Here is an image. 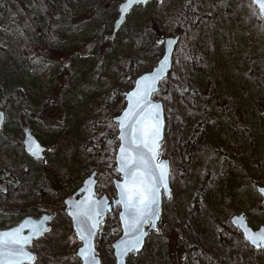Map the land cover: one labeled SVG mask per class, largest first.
I'll list each match as a JSON object with an SVG mask.
<instances>
[{"label":"trees","instance_id":"obj_1","mask_svg":"<svg viewBox=\"0 0 264 264\" xmlns=\"http://www.w3.org/2000/svg\"><path fill=\"white\" fill-rule=\"evenodd\" d=\"M104 1L106 0H89L84 4H79L72 0H59L60 8H49L48 0H0V23L5 22L4 26L0 24V111H7L6 105L19 102L28 112V105L21 99L22 97L25 101L23 96L26 97L22 82L39 93L47 85L54 83L56 88L62 89L63 93L65 89L60 85L61 80L54 79L57 71L60 78H64L66 86L71 84L73 91L76 92L78 81L84 82L85 79L83 76L85 71L80 70L83 68L88 70L92 66V63L81 58L77 52L83 53L85 46H101L109 49L111 43L118 36V34L115 37L112 35L113 23L117 18L115 7L117 8L123 0H108V2L114 3L113 9H108L103 3ZM222 2V0H163L159 5H155L152 1L153 4L149 8H136L133 13L137 14L131 21L132 35L128 39L126 37L122 39L121 46L124 52L122 56L117 57V62L112 68L120 86L125 84L127 86L129 83L131 87L132 83L128 80L129 75H141L150 71L161 57L162 37H181L173 57L172 73L160 85L159 92L154 96L164 104L166 120L169 123L167 137L162 144L160 156L168 159L171 163V188L175 185L184 187L187 184L188 178L196 171L193 164L198 166V176L205 183L213 175L208 167L207 179L202 178L205 170H201L199 166L201 158L197 154L198 144L195 142L197 134L204 133L206 135L207 145L199 147L207 148L212 154L211 156L225 155L227 159L231 160L230 155H234L231 150H225L220 141L207 133L208 129L215 127V118L211 109L212 96L216 92L218 84L224 85V79L211 71V67L213 70L218 68V61L213 50V30L216 17L206 10L213 7L220 10ZM246 7L249 16L255 19V26L264 30V23L249 0H246ZM35 29H41L42 34H33ZM24 38L27 39V42L24 41ZM86 43L88 44L82 46ZM91 43H93L92 46ZM68 62L73 64L69 73L65 70ZM79 64L80 68L77 69L75 66ZM103 84L101 95L111 96L118 93V104L115 108H109L105 103L102 107L94 109L96 114H93L85 124H82L81 128L79 127V135L76 139L74 138L73 164L66 165L65 161L57 163L50 151L46 155L45 164H35L38 165L36 176L43 183L53 203H62L59 199L65 198L69 195L68 193H73L80 186L82 179L92 171L99 173L97 193L113 194L110 178L116 176L113 156L117 142L115 141L116 127L111 119L119 114L124 107L123 91L121 88L112 89L114 87L109 82ZM223 92L228 94L224 88ZM2 95L5 97H1ZM38 95L40 96V94ZM64 95L69 96L67 93ZM37 97L34 96V98ZM3 98L7 99L3 100ZM40 100L43 101L42 98ZM27 112L22 113V117H25L24 120L26 118L32 120L34 116L36 121L43 122L46 118L43 114L37 115L41 112L40 110L33 114ZM6 133L7 131L0 134L1 229L17 225L25 216H34L33 213L26 212L27 210L36 206L35 209L42 207L40 192L29 195L21 191L9 197L5 194L8 200L1 194V191L9 190L11 181L17 183V173L15 172L19 170V167L14 164L15 159L20 157L27 159L19 144L21 132ZM109 142L112 146L111 150L107 151L103 146ZM41 143L47 145L43 140ZM240 147L241 145L237 148L235 156L238 152L242 154L245 151ZM185 155L187 161L183 162ZM220 159L222 160V157ZM70 180H74L75 183H72L67 189L66 186ZM252 184L255 188L259 182L253 181ZM65 190L68 193L64 192ZM60 194L62 195L60 196ZM256 206L260 207L259 198ZM1 210L10 213L9 216H4ZM57 217L56 220L58 218L66 220L60 214ZM209 217L213 222H216L213 214H210ZM107 222L101 228L99 235L109 236V241H112L120 234L116 216L113 215ZM249 224L254 223L250 222ZM224 226L235 236L231 241V246L225 245L224 254L228 253L229 256L233 251L232 245L241 244L242 251L240 252L251 259L250 264H264V252L254 251L244 244L240 234L229 225V221ZM56 227L55 221L50 232L36 243V247L39 246L38 251L35 252L36 264L43 256L49 255L53 248L52 245L59 242L60 234ZM183 229L186 228L178 227L175 230V235L179 239L184 236ZM161 234L162 231L157 236ZM70 236L73 243L79 245L72 232ZM222 237L221 234V240ZM46 240L47 243H44ZM42 244L44 245L41 249ZM188 250L203 255V264H226L220 251H217L219 255L216 260H213L214 255L208 254L204 246H196ZM73 256L72 253L69 255L70 262L74 258ZM232 260L234 263L242 261L235 254L232 255Z\"/></svg>","mask_w":264,"mask_h":264},{"label":"rangeland","instance_id":"obj_2","mask_svg":"<svg viewBox=\"0 0 264 264\" xmlns=\"http://www.w3.org/2000/svg\"><path fill=\"white\" fill-rule=\"evenodd\" d=\"M86 1L89 0H72L79 4H84ZM222 1L223 5L220 10L215 7L206 10L216 17L213 30V50L218 61V68L213 70L211 67V71L224 79V85L218 84L217 90L212 96L211 109L215 118V127L208 129L207 133L220 141L223 148L231 150L234 155H230L231 160L227 159L225 155H219L222 160L218 155L211 156L212 154L207 148L199 147L207 145L206 135L200 133L195 136V142L198 144L197 154L201 158L199 166L201 170H205L202 178L207 179L209 171L207 168L209 167L213 173L212 175L210 172L211 179L206 183L200 179L198 166L193 164L196 171L188 178L187 184L184 187L175 185L171 188V199H163L159 223V230L160 233L162 231V234L159 236L150 234L143 251L137 256H130L127 264H203V255L188 250L196 246H204L208 254L214 255L213 260H216L219 255L217 251H220L226 264L251 263V259L240 252L242 251L241 244L232 245L233 251L229 256L228 253L224 254L225 245L231 246V241L235 237L225 228L224 224L231 217L244 214L248 223H254L249 224L254 230L264 225V209H262L264 206L261 205L256 187L254 188L252 184L253 181L259 182L258 186L264 187V30L255 26V19L249 16L246 0ZM103 3L108 9L115 7L114 3H110L108 0ZM153 3H149L145 8H149ZM48 7L60 8L59 0H48ZM115 9L117 12L116 7ZM136 14L135 12L130 14L129 20L126 21L109 49L93 46L83 53L77 52L81 58L92 63L88 70L84 68L80 70L85 71L83 74L85 79L84 82L78 81V86L75 88L78 93L73 91L71 84L66 86L67 83L64 78H60L58 71L54 79L61 80L60 85L65 89L63 93L62 89L56 88L54 83L47 85L39 93L22 82L26 97L23 96L25 101L22 97L21 99L28 105V112L19 102L6 105L7 111H2L5 115V123L0 134H4L6 131V134L11 131L21 132L24 126H29L40 143L41 140L47 143V145L42 144L46 147L49 146L48 149L57 163L65 161L66 165H72L74 138L76 139L79 135V127L85 124L93 114H96L94 109L102 107L105 103L109 108H115L118 104V93L111 96L101 95L103 83L109 82L114 87L112 89L121 88L125 93L132 88L134 80L139 76L129 75L128 80L132 83L131 87L129 83L127 86L125 83L120 86L119 80L112 70L117 62V57L122 56L124 52L121 46L122 39L124 37L128 39L132 35L131 21ZM4 23L0 24L4 26ZM33 34L41 35V29H35ZM24 41L27 42V39L24 38ZM75 67L79 69L80 64ZM72 68L73 64L66 63L65 70L68 73ZM223 88L228 94L223 92ZM64 93L69 96L66 97ZM34 96L38 97L34 98ZM73 96L76 97L73 98ZM6 99L3 98V100ZM38 110L41 112L37 115L43 114L46 117L43 122L36 121L34 116L32 120L31 118L24 120L25 117H22L23 112L33 114ZM168 124L166 120L165 138L167 137ZM22 138L21 133L19 141L21 149H23ZM167 141L169 145V138ZM240 145V148L245 151L242 154L238 152L239 154L237 153L235 156ZM111 146L112 144L109 142L103 148L110 151ZM23 155L25 156L24 153ZM25 158L27 159L22 157L15 159L14 164L19 167V170L15 172L17 173V183L11 181L9 190L1 191V194L4 197L5 194L9 197L21 191L29 195L40 192L42 207L35 209L36 206L26 212L38 215L39 211H47V213L53 211L55 217H59V214L64 216L62 203H53L50 200L43 183L36 176L38 165L35 164L37 163L26 156ZM185 161H187L186 155L183 162ZM194 161L196 162V160ZM115 177H111L110 181ZM74 180L68 182L67 189L72 183H75ZM64 192L68 193L67 190ZM258 198L260 207L256 206ZM5 199L8 200L6 197ZM59 200L62 202L63 198ZM2 214L9 216L10 213L3 210ZM210 214L214 215L216 222H213L209 217ZM66 220L63 221L61 218L55 220L60 240L54 246L52 245V251L49 255L43 256L38 264H80L75 257L80 243L78 241L79 245L73 243L70 236L73 230L68 219ZM178 227L186 228L183 229L184 236L180 239L175 235V230ZM221 234L222 240L220 239ZM108 238L109 236L106 235H98L96 239L97 254L101 258L102 264H115L110 246L116 239L109 241ZM44 243H47V240ZM43 245H41V249ZM73 248L75 249L73 250ZM29 249L35 254L39 246L32 245ZM262 252L264 251L260 253ZM71 253L74 258L70 262L69 255ZM234 254L239 256L242 261L234 263L232 260Z\"/></svg>","mask_w":264,"mask_h":264},{"label":"snow or ice","instance_id":"obj_3","mask_svg":"<svg viewBox=\"0 0 264 264\" xmlns=\"http://www.w3.org/2000/svg\"><path fill=\"white\" fill-rule=\"evenodd\" d=\"M142 2L144 0H128L122 11H126L132 4ZM253 3H259L260 16L264 19V0H253ZM159 76L158 71L151 78L152 81L154 82ZM147 79V77L142 78V81ZM152 88L151 84L144 88L138 84L137 90L131 94L134 102L125 113L127 122H120L122 143L120 146L121 167L118 171L123 172L125 180L119 185L120 199L117 203L124 208L121 214L124 235L131 237L123 242L121 255L140 251L144 236L143 225L151 224L155 227L161 187L167 192V169L157 160L161 128L157 110L159 106L151 105L148 101ZM100 214L98 202L94 199H90L88 203L81 202L75 205L71 212L79 226L77 236L84 242V247L79 254L84 258L85 264H94V256H89L91 251L89 240L95 235V230L100 223L98 219ZM26 226L21 225L11 231L0 233V264H21V258L26 255L25 246L28 245L32 236H38L47 231L39 224H32L30 227L32 236L25 237L21 233ZM245 238L253 245H257L258 242H264V231L253 236L246 235ZM33 259L31 255L27 256L28 261Z\"/></svg>","mask_w":264,"mask_h":264},{"label":"water","instance_id":"obj_4","mask_svg":"<svg viewBox=\"0 0 264 264\" xmlns=\"http://www.w3.org/2000/svg\"><path fill=\"white\" fill-rule=\"evenodd\" d=\"M152 0H144L142 3H136L132 4L128 7L126 11H122V8L128 3V0H124L122 3L119 4L117 7V18L115 19L113 23V31L112 35L115 37L120 30L122 29L124 23L127 20V17L130 15L131 12H133L138 7H146ZM163 0H154L156 5H159L162 3ZM252 6L256 9L259 18L264 23V19L260 16V8L259 3H253V0H250ZM181 37L175 36V37H162V56L160 59L156 62L155 66L149 71L146 72L140 76H138L134 82L133 86L130 90L123 93V102H124V108L122 111L115 117L112 118V123L116 126V141L118 143L116 152L114 154V165H115V173L117 174V178L112 179V185L113 189L115 191V196L112 198H108L105 194L98 196L96 192V187L98 184L97 179V171H93L90 175H88L81 183L80 187L71 195H68L63 200V213L68 218V220L71 223V227L75 236V239L80 243V246L77 248L75 257L78 259L80 264H85V260L83 257L80 256V250L84 247V242L77 236L78 231V223L73 219L71 212L74 210V206L77 204H80L81 202L88 203L90 202V199H94L96 202H98V209L100 211V216L98 217L100 223L97 226L95 230V235L92 236L89 240V245L91 248V251L89 252V256H94V264H102L101 258L97 254L96 249V238L98 233L100 232L101 227L105 223L106 218L111 215L114 211L118 209L117 219L118 224L120 228V235L119 237L111 244V250H112V256L115 260V264H127V260L130 256H137L140 254L144 247L145 243L151 233L158 234L159 233V222H160V216L162 211V204L163 199L170 200L171 198V186H170V175H171V163L168 159L160 158V153L162 150V144L164 142L165 138V128H166V116H165V109L164 104L161 101L155 100L153 97L159 92L160 85L162 82L167 80L172 72L173 69V56L174 53L177 50V47L179 45ZM93 43H91V46ZM86 47L83 48L85 50ZM165 58H167L165 60ZM163 66V67H162ZM160 72V76L153 82L152 77L157 73ZM147 77V80L142 81V78ZM138 84L141 88H144L146 85L151 84L153 86L151 93L148 96V101L151 105L159 106L158 112H159V120L161 124L160 128V139L158 141L159 143V153L157 156V160L159 163L163 164L167 169V177H166V183H167V192H165L164 188L161 187L160 194L158 196V215L155 219V227H153L151 224H145L143 225V231L144 236L142 237V244L139 252H131L127 255H121V251L124 247L123 242L126 240L131 239L130 236L124 235V227H123V221L121 220V214L124 212V208L121 204L117 203V201L120 199L119 196V185L124 183L125 177L123 172L118 171V169L121 167L120 164V146H121V139H120V133H121V127L120 122L125 121V113L129 110L130 105L134 102V97H132V93L137 90ZM5 123V115L2 111H0V132L2 131V128ZM21 133L23 135L21 145L23 148L24 154L29 157L33 161L42 162L45 163L46 161V153L48 152V148L43 146L38 139L34 136L32 133V130L30 127L25 126L22 128ZM35 153V154H34ZM262 190H264V187L257 186L256 192L258 196L261 199V205L264 206V195H262ZM53 218V214L50 215H42L39 219H34L32 217H26L20 221L16 226L6 229V230H0V233L11 231L17 227H20L21 225H27L24 227L21 235L25 237L32 236V233L30 232V227L32 224H39L42 228H46L47 231L39 234L38 236H32V239L29 241L28 245L25 246V253L26 255L21 258V264H33L35 261V255L29 251L28 247H30L33 242L38 241L43 237L45 233H47L50 229L49 224ZM230 226L236 230L241 238L242 241L247 244L251 249L254 251H263L264 250V242H258L257 245H253L248 239H246V235L253 236L261 231H264V225L259 226L257 230H254L248 223L247 218L244 214L236 215L231 217L229 220ZM31 255L34 257L32 261L27 260V256Z\"/></svg>","mask_w":264,"mask_h":264},{"label":"flooded vegetation","instance_id":"obj_5","mask_svg":"<svg viewBox=\"0 0 264 264\" xmlns=\"http://www.w3.org/2000/svg\"><path fill=\"white\" fill-rule=\"evenodd\" d=\"M26 156V155H25ZM27 157V156H26ZM33 161V160H32ZM35 163H39V162H37V161H34ZM98 176H99V173H98V175H97V179H98ZM98 181H99V179H98ZM111 186H112V192H113V194H105V193H103V194H105L108 198H112L114 195H115V192H114V189H113V185H112V179H111ZM97 186H98V184H97ZM74 192V191H73ZM100 195H102V194H98V196H100ZM63 200H64V198H63ZM63 200H62V203H63ZM63 207V209H64V206H62ZM62 212H63V210H62ZM44 214H46V215H50V214H53V218H52V220H51V222H50V230L52 229V227H53V223L55 222V220H56V217H55V213L52 211V212H50V213H47V211H39V214L38 215H34V216H25L24 218H26V217H32V218H34V219H39L42 215H44ZM117 214H118V209L116 210V211H114L111 215H109L107 218H106V220H105V223L103 224V226L105 225V224H107L108 222V219L109 218H111V217H113V215H115L116 216V219H117ZM54 217H55V219H54ZM69 221V220H68ZM70 222V221H69ZM71 224V223H70ZM117 224H118V219H117ZM102 226V227H103ZM101 227V228H102ZM118 227H119V224H118ZM119 231H120V228H119ZM120 233V232H119ZM99 234H101V230H100V232H99ZM98 234V235H99ZM120 235V234H119ZM118 237V236H117ZM117 237L115 238V239H117ZM36 246V242L33 244V246Z\"/></svg>","mask_w":264,"mask_h":264}]
</instances>
